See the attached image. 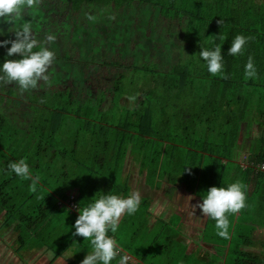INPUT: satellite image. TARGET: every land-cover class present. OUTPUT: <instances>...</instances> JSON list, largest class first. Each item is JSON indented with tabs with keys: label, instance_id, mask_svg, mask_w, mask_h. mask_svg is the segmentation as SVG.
Returning <instances> with one entry per match:
<instances>
[{
	"label": "trees",
	"instance_id": "16d2710c",
	"mask_svg": "<svg viewBox=\"0 0 264 264\" xmlns=\"http://www.w3.org/2000/svg\"><path fill=\"white\" fill-rule=\"evenodd\" d=\"M91 5L114 12L137 10L138 19L131 20L147 33L162 36L156 54L167 56L168 65L152 68L139 63L133 68L137 82L132 80L120 93L117 82L122 75L107 92L106 88L88 96L87 101L63 96L60 108L48 111L42 126L45 135L37 141L24 135L0 138L2 228L17 233L20 250L47 247L57 257L72 250L69 264H81L91 243L72 235L79 206L100 192L129 195L125 160L130 149L150 185L169 183L174 192L179 182L184 183L202 200L209 188L238 181L244 185L247 207L229 216L228 239L216 234L215 221L208 218L202 241L214 250L203 263L196 255L173 250L176 244L186 250L178 241V223L171 234V223L165 226L161 220L155 230L161 226L163 233L148 237L153 247L145 255L138 252L141 245L137 252L122 245V226L137 225L134 233L126 232L134 241L136 235L148 233L150 200L144 198L138 212L124 218L117 233L111 234L128 255L146 264H158L150 259L165 254V264H264V255L247 249L256 247L253 233L264 228V128L237 157L242 138L255 124H264V0H56L55 13L66 10L79 17ZM142 19L146 21L141 23ZM237 35L251 39L243 55L228 56ZM145 36L137 34V44ZM201 47L222 49V74L207 71L199 57ZM249 57L257 68L254 79L245 76ZM124 95L133 101L131 107H120ZM110 101L108 111L103 110ZM21 158L40 177L34 190L31 181L6 172L10 160Z\"/></svg>",
	"mask_w": 264,
	"mask_h": 264
},
{
	"label": "clouds",
	"instance_id": "9594fccd",
	"mask_svg": "<svg viewBox=\"0 0 264 264\" xmlns=\"http://www.w3.org/2000/svg\"><path fill=\"white\" fill-rule=\"evenodd\" d=\"M41 0H0V25L12 24L14 27L5 31L0 27V37L14 33L15 39L0 40V48L6 49L5 61L0 64V83L16 84L22 92H29L42 85L51 86L56 54L51 49L57 41L55 34H48L43 43L34 35L31 11L37 8ZM89 19L93 17L89 16ZM251 38L237 35L227 51L228 56L236 57L244 54ZM9 45H11L9 47ZM38 49V50H34ZM16 59H9L10 57ZM199 57L212 75L222 74L225 67V56L222 49L212 50L201 47ZM245 76L254 79L257 68L252 57L245 65ZM186 168L184 169V171ZM183 171V172H184ZM6 172L17 178L31 181L33 190L40 182V177L34 175L24 158L10 160ZM91 200L79 206V216L75 221L73 237H83L90 241L91 251L87 253L81 264H129V256L115 239L122 217L132 216L138 212L142 196L133 192L127 197L109 192H100ZM203 195L202 203L197 206L203 217L215 221L216 234L224 239L229 238V216L241 212L247 207V195L244 185L240 182L229 184L227 187H211ZM190 198V197H189Z\"/></svg>",
	"mask_w": 264,
	"mask_h": 264
},
{
	"label": "crops",
	"instance_id": "0c3cea01",
	"mask_svg": "<svg viewBox=\"0 0 264 264\" xmlns=\"http://www.w3.org/2000/svg\"><path fill=\"white\" fill-rule=\"evenodd\" d=\"M68 15L74 16L66 10H60V12H58L56 9V13L53 14L52 18L57 21L58 24L60 22L69 23ZM78 18L79 17H77L76 20H79ZM2 26L3 25H0V27ZM50 33L52 34V32ZM10 46L11 45H9V47ZM5 57L6 49L0 48V63L5 61ZM9 59H16V57H10ZM68 60L69 59H66L64 54L56 57L53 65L55 72L52 76L51 86L42 85L29 92H22L19 86L14 83H0V109L8 113V116L0 114V125L2 127L0 138L11 140L14 135H24V138L27 136L26 140L33 137L29 141H37L36 138L45 135L42 133V126H44L45 120L49 116L48 111L60 108L61 101L66 100L62 98L63 96L70 95L71 97L73 96L74 99H82L85 101L84 99L88 100V96H94L93 93H96V91L97 93L95 95L99 94V90L96 89V91H92L89 88L80 89L78 87V75L76 78L70 79L69 73L72 70L71 66H77L75 63ZM116 67L119 68L120 65ZM81 96H83V98ZM132 103L133 101L126 95H124L120 101L122 107H131L133 105ZM110 105L111 101L107 102L103 110L108 111ZM74 106H76V104ZM96 123L100 124V121L96 120ZM249 142L250 140H246V137L242 138L240 149L237 152L238 158L241 156V153H243V150L247 148ZM130 153L131 150L129 149L125 160L127 167L125 173L130 176L129 195L138 191L142 196V200L144 198L150 200L151 216L149 218V228H146V232L152 233L156 231L155 228H157L156 226L161 220L165 221L164 225L166 226V224L173 221L174 216L179 217L178 241L186 246L185 251H182L181 248L179 249L180 254L186 252L189 255H196L199 260L206 263L214 247L202 241L203 230L208 218L203 217L201 210L195 207L199 203H202L201 198L194 194L184 183L179 182L174 192L171 190L173 186L169 183H164L161 187H157L156 184L153 183L152 185L148 184L147 177L139 173L137 161L131 158ZM72 193L77 195L76 190ZM126 217L127 216L121 218L119 226H121V223H123ZM129 217L131 216H128V218ZM134 221H136L135 218ZM2 223L3 218L0 214V264H69V261L74 259L72 250L66 252L64 256L59 257L47 247L20 250L15 242L17 233L13 229H3ZM161 229L151 237H159L163 233ZM130 231L133 233L137 231V225L130 226ZM148 233H146V235H149ZM253 238L256 247L247 249L264 255V228H258L253 233ZM147 253L149 252L143 254L145 255ZM128 256L129 264H146L136 257H132L131 255ZM155 259H157V261ZM150 260L158 262V264H165L167 256L166 254L164 256L160 255Z\"/></svg>",
	"mask_w": 264,
	"mask_h": 264
},
{
	"label": "rangeland",
	"instance_id": "374dc122",
	"mask_svg": "<svg viewBox=\"0 0 264 264\" xmlns=\"http://www.w3.org/2000/svg\"><path fill=\"white\" fill-rule=\"evenodd\" d=\"M55 2L56 0H41L39 6L31 11V17L25 15V19L30 21L33 18L34 35L40 43L44 42L48 33L52 32L56 35L57 41L51 46V49L55 52L56 57L64 54L69 59L68 61H72L78 67L77 69V67L71 66L72 70H69V76L70 79H74L78 75V87L80 89L89 88L92 91L99 89L98 92L102 94L104 89L107 88V92L109 87H113L114 80L122 75V79L117 82L120 89L117 90V93H120L127 85L132 83V80L137 82V70L133 68L139 63H147L152 68L153 64H159L161 68H166L168 65L167 56L160 54V52L158 55L156 54L159 46L157 40L162 36L154 32L147 33L144 27L142 29L136 26V22L134 23L131 20L132 18L138 19L137 10L132 11V13L127 12L125 9L114 12L112 8L97 7V5L92 7L93 5H91L85 9V12L83 10L78 14L79 20H76L77 16L75 15L73 17L68 15L69 23L60 22L58 24L52 18L55 14ZM46 11L50 12L49 15L52 14V16H47ZM89 16L93 19H89ZM144 16H147L146 19L151 18L148 15ZM146 19H142L141 23H144ZM137 22V25H139L140 22ZM2 27L8 32V29L14 27V25L5 23ZM137 34H146L147 36L143 37L137 44ZM3 39H15V34L8 33V35L0 37V40ZM174 50L178 52V49ZM117 65H120L123 69L121 67L117 68ZM132 87L137 88V83ZM96 93H93V95ZM84 100L87 101V99ZM0 114L8 116V113L2 109H0ZM111 114L114 115L113 112ZM263 128L264 124H255L251 133L245 136L246 140L256 137L262 132ZM0 131H2L1 125ZM16 137L20 138L22 136L17 135ZM178 222L179 217L174 216L170 225L171 234L174 233L175 224ZM158 228L160 230L161 226H158ZM122 229L126 233L130 231V226H127L126 229L122 226ZM157 232L158 230L148 233L149 235L144 237H137L136 235L135 241L133 236L130 238L129 233H124L121 235L120 240L123 246L130 247L135 252H137V246L141 245L143 249L138 252L146 253L148 248L153 247V239L148 237ZM147 243H151V245L144 247L143 245ZM180 245L176 244L173 250H179ZM156 246L160 247V245ZM155 260L157 261V259Z\"/></svg>",
	"mask_w": 264,
	"mask_h": 264
},
{
	"label": "built area",
	"instance_id": "2783aa9c",
	"mask_svg": "<svg viewBox=\"0 0 264 264\" xmlns=\"http://www.w3.org/2000/svg\"><path fill=\"white\" fill-rule=\"evenodd\" d=\"M262 167L264 168V166H262ZM74 197H75V195L73 194V195L71 196V198L74 199ZM71 206H72V208H73V211H74L75 209H76V210L78 209L76 202H75V203L72 202Z\"/></svg>",
	"mask_w": 264,
	"mask_h": 264
}]
</instances>
